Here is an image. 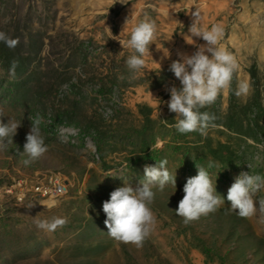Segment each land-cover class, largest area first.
<instances>
[{
    "label": "rangeland",
    "instance_id": "1",
    "mask_svg": "<svg viewBox=\"0 0 264 264\" xmlns=\"http://www.w3.org/2000/svg\"><path fill=\"white\" fill-rule=\"evenodd\" d=\"M196 9L202 27H223L220 46L240 65L231 87L202 109L216 116L206 136L178 132L166 103V86H179L171 62L205 43L188 32ZM145 15L158 31L145 67L130 79L132 50L119 40ZM0 31L19 38L15 48L0 42V108L22 122L0 150V264H264V223L239 217L227 200L242 171L264 175V0H0ZM13 60L15 79L8 75ZM241 80L251 87L237 97ZM37 114L48 150L25 165L29 117ZM161 160L175 186L153 188L151 234L140 248L116 241L103 202L125 183L136 187L145 166ZM210 161L219 167L208 168ZM196 164L225 203L186 224L175 209ZM45 177L66 179L69 188L52 202L18 188ZM17 188L19 204L5 194ZM50 203L57 206L43 205ZM54 216L67 224L54 232L37 227Z\"/></svg>",
    "mask_w": 264,
    "mask_h": 264
},
{
    "label": "clouds",
    "instance_id": "2",
    "mask_svg": "<svg viewBox=\"0 0 264 264\" xmlns=\"http://www.w3.org/2000/svg\"><path fill=\"white\" fill-rule=\"evenodd\" d=\"M120 3L125 4V0H120ZM190 15L193 21L188 32L192 41L193 37H197L202 38L205 43L197 44L196 50L191 54L178 52L179 59L171 62L169 70L179 80V86L175 83L166 86L165 90L170 93V99L166 103L169 111L175 113L174 127L178 132L182 134L199 132L206 136L208 129L215 127L216 116L202 109L213 105L221 92L231 87L234 74L240 65L228 49L220 46L224 34L223 27L220 25L202 27L198 9ZM126 25L128 18L123 29ZM109 30L111 31L110 28ZM157 31L156 22L145 15L132 24L126 41L117 39L122 48L132 50V54L125 61L132 73L130 79H135L136 74L145 67L146 57L151 55L150 45L154 43ZM111 37L116 39V36ZM0 42L9 48H15L19 44V38H12L6 32L0 31ZM164 55L168 57L170 53ZM18 64L17 60L10 64L8 75L12 79L16 77ZM250 87L248 81L241 80L237 83L234 94L237 97L247 95ZM29 119L31 126L22 152L27 156L23 161L25 165L38 160L48 150L40 127L43 118L37 114L35 118ZM21 123L0 108V150L6 149L8 144L13 142L12 138ZM166 165L167 160H161L156 166L146 165L144 178L136 187L125 183L110 193V199L103 202V212L106 214L104 223L110 237L125 244H133L137 248L143 247L145 239L156 224L155 214L150 207L155 198L153 188L157 187L163 191L168 183L175 186V176L169 172ZM248 166L251 168V165ZM212 167L219 165L210 161L208 168ZM196 168L197 174L187 179L183 187L184 195L175 209L176 214L183 217L186 224L199 219L202 215L216 212L225 203L224 197L216 191L209 171L197 164ZM261 192H264V175L242 171L228 188L227 200L230 202L231 210L241 218L257 217L264 223V196L257 198V194ZM43 205H46V208L57 206L55 203ZM67 222L66 217L54 216L50 220H37L36 225L45 232H54L64 227Z\"/></svg>",
    "mask_w": 264,
    "mask_h": 264
},
{
    "label": "built area",
    "instance_id": "3",
    "mask_svg": "<svg viewBox=\"0 0 264 264\" xmlns=\"http://www.w3.org/2000/svg\"><path fill=\"white\" fill-rule=\"evenodd\" d=\"M48 181H56L57 190H48ZM60 187L69 188V183L65 179V181H58L57 179L51 178H39L34 181H18V188H25L27 193H47V201L52 202L57 200L58 191H60ZM18 188L17 189H7L6 195L14 199L16 203L19 204V200L21 197L18 196Z\"/></svg>",
    "mask_w": 264,
    "mask_h": 264
},
{
    "label": "bare ground",
    "instance_id": "4",
    "mask_svg": "<svg viewBox=\"0 0 264 264\" xmlns=\"http://www.w3.org/2000/svg\"><path fill=\"white\" fill-rule=\"evenodd\" d=\"M53 183V185H48V190H57V183L54 181H50V184ZM67 190V187H60V191H58L57 198L63 195ZM22 194H24V190L21 191ZM42 196L47 198V193H40Z\"/></svg>",
    "mask_w": 264,
    "mask_h": 264
}]
</instances>
